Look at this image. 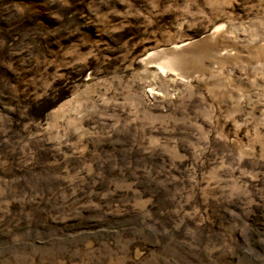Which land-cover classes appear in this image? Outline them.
<instances>
[{"label":"rangeland","instance_id":"rangeland-1","mask_svg":"<svg viewBox=\"0 0 264 264\" xmlns=\"http://www.w3.org/2000/svg\"><path fill=\"white\" fill-rule=\"evenodd\" d=\"M0 264H264V0H0Z\"/></svg>","mask_w":264,"mask_h":264}]
</instances>
